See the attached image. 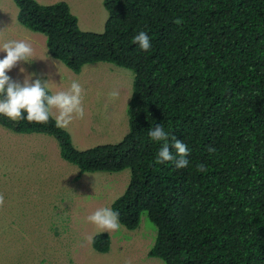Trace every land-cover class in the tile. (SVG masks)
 Instances as JSON below:
<instances>
[{
  "label": "trees",
  "instance_id": "16d2710c",
  "mask_svg": "<svg viewBox=\"0 0 264 264\" xmlns=\"http://www.w3.org/2000/svg\"><path fill=\"white\" fill-rule=\"evenodd\" d=\"M13 1L18 22L44 34L49 54L73 72L109 62L134 79L128 131L116 143L78 150L53 119L0 115V125L55 137L79 174L128 168L129 182L111 209L128 230L147 213L157 228L149 257L264 264V0H103L102 32L81 30L65 1ZM140 31L150 37L147 52L133 42ZM157 124L170 143L176 137L189 148L186 168L155 162L163 142L148 132ZM201 164L206 172L197 171ZM92 246L107 252L109 234L95 235Z\"/></svg>",
  "mask_w": 264,
  "mask_h": 264
},
{
  "label": "rangeland",
  "instance_id": "374dc122",
  "mask_svg": "<svg viewBox=\"0 0 264 264\" xmlns=\"http://www.w3.org/2000/svg\"><path fill=\"white\" fill-rule=\"evenodd\" d=\"M41 4L65 1L81 30L102 32L107 18L103 0H37ZM13 0H0V44L27 40L35 49L30 63L20 62L8 72L23 83L26 77L47 82L51 94L67 90L72 81L84 89L85 118L74 119L66 129L74 147L87 149L116 143L128 129L127 103L133 71L109 62L83 66L76 73L53 58L46 36L18 22ZM35 44H34V43ZM6 55L0 51V59ZM44 58V59H41ZM23 69V71H21ZM117 91L119 95L112 97ZM130 179V170L84 172L63 159L58 140L41 133H14L0 125V264H164L147 252L157 228L146 212L139 226L101 232L110 236V248L97 252L92 239L98 229L87 216L110 207Z\"/></svg>",
  "mask_w": 264,
  "mask_h": 264
},
{
  "label": "clouds",
  "instance_id": "9594fccd",
  "mask_svg": "<svg viewBox=\"0 0 264 264\" xmlns=\"http://www.w3.org/2000/svg\"><path fill=\"white\" fill-rule=\"evenodd\" d=\"M174 23L177 25L181 24L182 18L175 19ZM133 42L145 52L152 47L150 37L145 31H140L135 35ZM0 51L6 53L0 59V115L7 117L13 122L26 119L29 123L35 122L39 124H47L50 119H53L56 127L65 130L74 119L83 120L85 118L86 113L83 105L84 89L78 81L73 80L67 90L49 94L47 82H42L41 79L32 80L30 77H26L23 83H20L14 81L8 75V72L20 62L30 63L37 58L35 49L30 42L23 39L6 40L0 44ZM118 95L117 91L111 93L112 97H117ZM148 135L154 142H163L155 158L157 164L172 161L177 169H183L188 166L189 148L182 140L176 137H172L170 143L169 135L165 132L162 124H157L150 128ZM170 148L174 149L175 155H173V151ZM208 151L213 152L215 149L209 148ZM197 171L206 172L207 168L201 164L197 166ZM4 204L5 197L0 194V207L4 206ZM86 219L99 230L97 234L104 231L110 233L121 229L119 213L110 207L98 208L88 215Z\"/></svg>",
  "mask_w": 264,
  "mask_h": 264
},
{
  "label": "crops",
  "instance_id": "0c3cea01",
  "mask_svg": "<svg viewBox=\"0 0 264 264\" xmlns=\"http://www.w3.org/2000/svg\"><path fill=\"white\" fill-rule=\"evenodd\" d=\"M34 43V42H33ZM35 44V43H34Z\"/></svg>",
  "mask_w": 264,
  "mask_h": 264
}]
</instances>
